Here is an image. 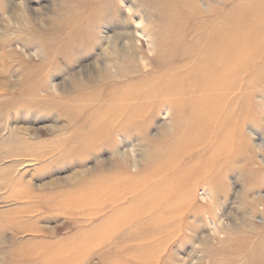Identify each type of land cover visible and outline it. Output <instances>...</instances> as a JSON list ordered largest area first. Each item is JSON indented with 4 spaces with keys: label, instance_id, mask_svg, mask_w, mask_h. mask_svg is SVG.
<instances>
[{
    "label": "rangeland",
    "instance_id": "1",
    "mask_svg": "<svg viewBox=\"0 0 264 264\" xmlns=\"http://www.w3.org/2000/svg\"><path fill=\"white\" fill-rule=\"evenodd\" d=\"M136 30L150 35L152 47ZM222 33L226 120L210 144L187 135L179 107L191 97L165 115L156 109L143 133L91 138L99 117H86L116 81L108 67L130 73L117 86L175 77L167 71L189 62L182 52L195 53ZM263 34L264 0H0V264H129L153 220L162 225L164 247L154 264H264V53L254 46L264 43ZM95 73L97 83L86 89L84 76ZM88 99L97 102L85 111ZM79 108L84 112L73 122L70 112ZM189 142L184 162L168 161ZM222 147L212 179L194 183ZM121 189L135 194L109 205ZM118 221L128 229L113 235ZM105 236L109 242L101 244Z\"/></svg>",
    "mask_w": 264,
    "mask_h": 264
},
{
    "label": "bare ground",
    "instance_id": "2",
    "mask_svg": "<svg viewBox=\"0 0 264 264\" xmlns=\"http://www.w3.org/2000/svg\"><path fill=\"white\" fill-rule=\"evenodd\" d=\"M148 2H151V1H148ZM112 4L113 3H110V5H112ZM142 6H143V3H142ZM131 8H129V9H131ZM129 9L127 8L128 11H129ZM137 23H138V21H137ZM139 24H140V22H139ZM135 25H136V23H135ZM143 25H145V24H143ZM65 28H67V27H62V28L58 29V32H60L61 34L64 33ZM138 28H139V26H138ZM141 30H143V29H141ZM166 31L168 32V30H166ZM130 32H132V31H130ZM135 33H138L139 35H141V37L143 36L146 39H148L150 36L148 34L143 35L142 31H139V30H136ZM130 34H132V33H130ZM221 35L222 36H221L220 40L209 42L202 49L196 50L195 53H193L192 50H186V51H184V53L182 52L181 56L183 57V59L185 61H189V62H187V63L185 62V64L181 63L180 65H179V63H177V65L174 64V66L171 67V70L169 69V71H167V72L174 73L175 77L169 78V75H167V77H164V78L163 77L162 78L161 77H155L153 79L147 80V83L143 79V80H140L141 82H138L137 84L132 83V82H128L126 84L123 83L121 86H117L118 80H120V79L124 80L125 79V81H127L130 78V76H129L130 73L128 71H125V70H116L117 68H114V66H116V64L113 67H108V68L105 66L108 69V71L110 70L112 72V77H114L116 79V81L111 82V85L113 84L114 86H117V87L113 86V90L110 93L106 94V96H105L106 98H104L105 99L104 101L101 100V97L99 98V101H101L102 103L98 102L99 106H97V108H95V110H90V109H92L91 107H93L96 104L97 100L92 101L91 99H88L85 106L83 107V110L86 109L85 111H88V110L91 111V112H89V116L86 117L87 120L92 119L93 116L99 117L96 120V123L94 125L96 127V129L94 130V133L91 135V138H100V137H103L105 135H109L112 133L115 134L116 132H119V131H122V132L123 131L124 132L129 131L130 129H133V128L135 130H139L141 128L140 130L143 133L148 128V126L150 124L149 123L150 118H152L151 116L155 112L156 109H160L161 107H164V109H165L164 115H165L169 111V106H171V105L174 106V104L176 106L177 105L179 106V104L181 103L180 101L183 98L188 100L191 97L188 101H186L185 103L182 104V107H179L180 108L179 111H182L183 116H184L185 121H186L185 124L188 127L187 135L188 136H191V135L197 136V138L201 140V142H202L201 144H204L206 142H209V144H210L213 135L215 136L216 134H221V132L219 131V127H220V125H222L224 120H226L225 119L226 115L225 114L223 115V112H222V106L227 104V33H222ZM91 37L94 39V35H92V33H91ZM103 39L106 41L108 38L103 36V38L101 40H103ZM75 42H76V39H75ZM71 43H74V40H72ZM107 43H108V41H107ZM127 44H128V42H127ZM152 44H153L152 39H148L147 45L152 47ZM254 46H256L259 49L257 52L258 55L262 56V54L264 53V43L263 44L260 43V44L254 45ZM160 47H162V46H160ZM102 48L104 50L107 49V47H105V46L103 47V44H102ZM100 50H102V49H100ZM252 50H253V48H252ZM178 51L179 50H177L175 54H177ZM123 52H125V51L123 50ZM103 53H105V52H103ZM240 53L242 56H245V54H246L245 50L243 52L241 51ZM7 54H9V53L8 52L7 53L2 52L3 56L7 55ZM202 54H203V56H207V57L202 62L200 61L199 65H197L196 63H193V62L190 63V61H195L194 59L201 57ZM3 62H4V60H3ZM102 65L103 64H101V65L99 64L97 66H98V68L101 67L103 69L104 67ZM144 65H145V63H144ZM101 68H99V70ZM190 68H192V70L195 71L196 75H200L199 78H194L196 75H192V76L191 75L190 76L181 75V73H183L184 69H185V73H186V72L190 71ZM152 72H154V69L152 70V68H151L150 71H148V73L147 72L141 73V74H138L136 77H139L137 79H142L143 76H144V78H146V76L148 77L150 74H152ZM104 74H107V71ZM84 78H85V83H86L85 88L90 89L92 86L94 87L95 83H97V79H99V76L97 73H95L94 76L92 74H90V75L88 74V75H85ZM51 81L48 83L49 85L47 88L49 89L50 92L56 94L58 92V90H56L57 85L56 84L54 85L53 82H51ZM133 81H135V80H133ZM129 83H131V84H129ZM109 85H110V83H109ZM102 89H103V87H102ZM102 91H104V90H102ZM35 95H36V93H35ZM101 96H103V95L101 94ZM57 97L59 98V96H57ZM192 97H195V99ZM37 99H39L38 96H37ZM57 100H52V101L57 102ZM175 108H178V107H175ZM83 110L80 108L76 112H74L75 111L74 109H73V111L71 110L72 113L70 112V117L73 119V122L77 121L81 117V115H82L81 112H84ZM134 133H135V131H134ZM258 144H260V143H258ZM132 146H133V144H132ZM192 147H193V145H190V142H189V144L186 143L184 145V147H180V149H179L180 153L182 155H180V156H174L173 155L174 158H171V160H168V161H172V164L179 165L178 160H181V162H184L183 161L184 155L187 153H190V151H193V150H191ZM256 148L258 150L260 148V146L257 145ZM204 149L207 150L208 148L204 147ZM222 149L223 150L217 148L216 150H214L210 154L211 157H210V159L205 161V164L203 165L204 168L201 170V173L196 178L194 177V179H195L194 183L196 181H199L200 179L202 181H205L207 179H209V180L212 179V177H209V172H210V170H212V168L215 169L214 162L218 159L219 151H222V152L226 151L225 147H222ZM124 152H125V150H124ZM132 152L133 151L131 150V153ZM133 155H135V154H133ZM192 157L193 156L188 157V159H191ZM190 169H191L190 167H187L186 170H190ZM184 179H185V177H184ZM126 183H128V182H126ZM131 183H133V182H131ZM144 184H149V183L145 182ZM114 185L116 188H118V184L116 182H113L112 186H114ZM119 187H121V185H119ZM12 189H13V187H12ZM16 190H17V188H16ZM134 194L135 193H133L132 190L130 191L129 189H125V190L121 189L120 192L116 196H112L109 200H107V203L109 205H118L119 203L127 200L128 198H131L130 195H134ZM205 194H204V196H205ZM207 196H210V194L209 195L207 194ZM158 197H159V195H158ZM87 200H89V199H87ZM154 206H156V205L154 204V205L148 206L147 208H148V210L150 209L151 212L156 211V209H158V208H157V206L154 208ZM219 221H220V219H219ZM118 222H116V228L114 229L113 235L114 234L118 235L119 233H122L124 230L128 229V227H127L128 224L125 225L124 223L122 224L121 222H119V223ZM151 222L152 223L149 224V228L144 231L143 235L138 236L139 240L137 241V245L134 248V252H131V254L127 255V261L129 262V264H154L156 262V260L159 258V257L157 258V256H155L156 251L162 252L164 250L163 245H161L162 242H159V238L161 237V234L159 232L162 229V225L158 224L154 220ZM210 225H211V228L213 227L216 230V228H217L216 224H214L213 222H210ZM218 227H219V225H218ZM250 227L251 226H249V228ZM242 232H244V231H242ZM256 234H257V232H256ZM113 235H111V236H113ZM111 236H109V237H111ZM244 236H245V234H244ZM241 237H243V236H241ZM250 238H252V237H250ZM98 242H99V240H98ZM108 242H109V240L108 239L106 240V236H105L102 239L101 244H103V243L107 244ZM243 242H244V240H243ZM96 243L97 242H95V245H96ZM246 243H248V242H246ZM197 244H199V243H197ZM236 244H238V243H236ZM95 245H92V246L94 247ZM244 245L246 246L245 243H242V246H244ZM123 248H124V250H123ZM247 248H245V250ZM129 249L132 250V247H130V246H127V247L122 246L121 247V250H123V251L128 252ZM148 251H151V252H148ZM60 253H62V252H60ZM151 253H153V254L151 255ZM250 253H251V251H250ZM85 255H86V253H85ZM257 263H258V261H257Z\"/></svg>",
    "mask_w": 264,
    "mask_h": 264
}]
</instances>
